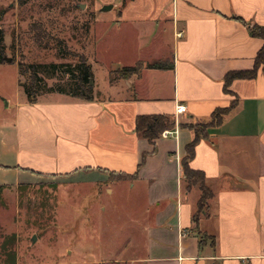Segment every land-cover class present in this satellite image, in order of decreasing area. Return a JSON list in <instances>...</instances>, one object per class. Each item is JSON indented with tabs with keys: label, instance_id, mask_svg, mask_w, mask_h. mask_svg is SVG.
<instances>
[{
	"label": "crops",
	"instance_id": "crops-1",
	"mask_svg": "<svg viewBox=\"0 0 264 264\" xmlns=\"http://www.w3.org/2000/svg\"><path fill=\"white\" fill-rule=\"evenodd\" d=\"M94 7L95 22L106 24L102 31L108 29L111 42L124 28L139 35L133 64L165 58L174 65L144 66L115 80L108 74L109 93L101 95L98 86L93 98L56 90L35 100L26 95L15 121L1 129L0 170L12 167L13 182L32 179L34 170H76L77 180L101 183L109 193L126 183L139 232L127 236L129 251L115 261L264 264V66L253 77L234 78L231 92L224 88L229 70L254 66L264 38L253 35L246 21L264 24V0H103ZM234 99L190 160L204 170L212 190L196 220L201 189L187 185L181 162L193 129L177 124L176 132L156 138L152 151L153 143L136 130V117L175 116L177 102H184L177 122L208 119ZM117 171L127 175L110 176ZM106 209L102 201L95 208ZM196 226L213 234L215 244L201 246Z\"/></svg>",
	"mask_w": 264,
	"mask_h": 264
},
{
	"label": "rangeland",
	"instance_id": "rangeland-1",
	"mask_svg": "<svg viewBox=\"0 0 264 264\" xmlns=\"http://www.w3.org/2000/svg\"><path fill=\"white\" fill-rule=\"evenodd\" d=\"M102 5L103 0H0V27L6 55L11 56L0 61V143L1 129L15 121L18 101L27 95L22 81L29 82L30 76L20 70V60L40 64L35 84L42 93L52 86H74V77L65 68H75L79 57L68 49L84 52L94 71L93 88L101 87V95L109 93L110 69L136 60L141 50L139 35L128 34L124 28L111 42L108 29L106 34L102 31L106 24L94 19V6ZM34 21L46 27L42 44L30 28ZM52 61L62 64L53 68ZM140 61L144 67L145 60ZM208 119L185 122L199 124ZM7 155L5 159L11 161ZM11 168L0 170V264H126L114 257L126 254L129 248L123 242L139 232L138 221L130 217L133 199L126 183L124 190L109 193L101 183L77 180L76 170H34L32 179L13 182ZM135 198L139 209L142 193ZM101 201L106 211L95 210Z\"/></svg>",
	"mask_w": 264,
	"mask_h": 264
},
{
	"label": "trees",
	"instance_id": "trees-1",
	"mask_svg": "<svg viewBox=\"0 0 264 264\" xmlns=\"http://www.w3.org/2000/svg\"><path fill=\"white\" fill-rule=\"evenodd\" d=\"M25 0H20V2H24ZM127 0H122V3H125ZM244 20V19H243ZM246 21V20H245ZM250 32L253 35H258L264 38V24L252 21H246ZM33 31V36L37 43L42 44L44 41L43 33H46V27L42 22L34 21L30 26ZM4 29L0 27V61L6 60V42L4 39ZM68 51L72 54H75L79 57V61L75 64L74 67H67L65 71L69 73L72 77H74L75 85L66 88L64 86L50 87L44 91H61L66 92L72 95L81 96L84 98H93L94 97V88L92 85V81L94 79V71L91 63L89 62L88 56L84 52H80L73 49H68ZM62 63L52 61L50 65L53 68L60 66ZM144 63L138 60L134 64H125L120 65L116 68H112L110 70V79L115 80L117 78H126L133 73H137L141 70V67ZM40 64L37 62H25L23 60L19 61L20 70L24 72H29L30 81L23 82L24 90L30 100H35L37 95L40 93V90L36 89V84L38 78H40L38 67ZM174 65L173 62H169L167 59H151L145 61V66L149 67H172ZM264 66V42L262 46L259 48L256 56L254 66L251 68H243V69H232L229 70L224 77V88L226 91H230L229 87L231 81L236 77H253L256 75L257 70L260 66ZM236 99L232 100L229 105L218 106L216 107L211 117L204 121L203 123L193 124L192 122L179 121L177 122L176 117L173 114L166 112H150V113H139L136 117V130L137 132L147 137L153 143V150H156V138L162 134V131L165 128H173L177 124L180 127H189L193 129L194 135L192 139L186 143L185 146V154L181 158L182 166H183V174L184 178L187 181V185L191 186L193 184H197L201 189V196L199 199L198 210L194 213V219L198 220L199 212L205 207L207 203V199L212 194L211 188L206 183V175L204 170L200 168H195L191 165L190 160L195 154L196 144L203 138L207 137L209 134V129L213 125H217L221 123L223 120L224 114L235 104ZM146 153L143 154L142 161L145 157ZM117 174L114 177H120L123 175H127V173L122 171L110 172V174ZM197 227V226H196ZM196 232L199 236V243L203 246L204 243L210 241L213 245L215 244V236L213 234L208 233L207 231L201 230L198 227L196 228Z\"/></svg>",
	"mask_w": 264,
	"mask_h": 264
},
{
	"label": "built area",
	"instance_id": "built-area-1",
	"mask_svg": "<svg viewBox=\"0 0 264 264\" xmlns=\"http://www.w3.org/2000/svg\"><path fill=\"white\" fill-rule=\"evenodd\" d=\"M179 34L182 33V31H179L178 32ZM187 109V105L186 103L184 102H177L176 104V108H175V117L177 118L178 115L180 113H183L184 111H186ZM177 131V126L175 128H165L163 131H162V134L164 135H167V134H171V133H174Z\"/></svg>",
	"mask_w": 264,
	"mask_h": 264
},
{
	"label": "water",
	"instance_id": "water-1",
	"mask_svg": "<svg viewBox=\"0 0 264 264\" xmlns=\"http://www.w3.org/2000/svg\"><path fill=\"white\" fill-rule=\"evenodd\" d=\"M83 5V4H82ZM7 60H11V56L6 55ZM36 236V235H35Z\"/></svg>",
	"mask_w": 264,
	"mask_h": 264
}]
</instances>
